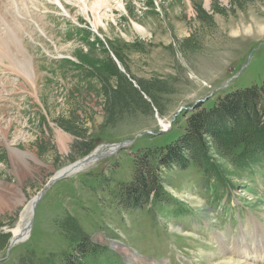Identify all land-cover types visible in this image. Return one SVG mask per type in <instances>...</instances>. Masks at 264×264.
Listing matches in <instances>:
<instances>
[{
    "label": "rangeland",
    "instance_id": "374dc122",
    "mask_svg": "<svg viewBox=\"0 0 264 264\" xmlns=\"http://www.w3.org/2000/svg\"><path fill=\"white\" fill-rule=\"evenodd\" d=\"M83 1L61 0L62 10L54 0H0V264L242 262L239 247L253 249L255 225L264 231V150L235 164L208 138L204 168L161 171L160 201L127 208L122 189L137 150L182 138L195 106L264 82V0H101L98 25L88 6L97 0ZM107 59L162 91L109 113L102 87L117 79ZM127 141L52 184L28 239L11 245L29 202L59 171ZM12 147L31 157L12 160ZM69 216L99 252L83 257L68 240L60 223Z\"/></svg>",
    "mask_w": 264,
    "mask_h": 264
},
{
    "label": "trees",
    "instance_id": "16d2710c",
    "mask_svg": "<svg viewBox=\"0 0 264 264\" xmlns=\"http://www.w3.org/2000/svg\"><path fill=\"white\" fill-rule=\"evenodd\" d=\"M115 57L120 60L117 52ZM106 72L110 77L117 79L115 87L112 84L102 87L106 98L105 108L111 114L119 107H126L128 98L137 104L141 102L146 105L143 96L153 98V87L162 91L160 86H155V82L126 78L111 59L106 61ZM223 96L212 103L208 100L193 108L182 138L179 136L165 146L143 147L137 150L132 180L129 184L124 183L122 189L127 197L125 207L137 208L142 205L143 200L146 202L150 197L160 201L163 192L159 176L163 169H170L174 165L185 169L189 161L204 168V156L209 149L205 139H214L219 145L224 142L225 155L230 154L235 164L256 148L264 150V82L260 86L225 92ZM207 104L210 106L207 107ZM239 149L240 153L235 155ZM60 224L72 235L68 240L72 244H79L83 257L100 251L99 246L82 232L74 218L69 216Z\"/></svg>",
    "mask_w": 264,
    "mask_h": 264
},
{
    "label": "bare ground",
    "instance_id": "6f19581e",
    "mask_svg": "<svg viewBox=\"0 0 264 264\" xmlns=\"http://www.w3.org/2000/svg\"><path fill=\"white\" fill-rule=\"evenodd\" d=\"M54 1L56 2L57 6L61 7V9L64 10L63 5L61 3V0H54ZM73 1H75V0H73ZM81 2L84 3L83 0H81ZM102 3L103 2L101 0H97V1H94V2H91L90 4H88L90 9H92V12H93L94 17H95V23H97V25L98 24H102V23H100L101 22V17H100L99 14H97V10L101 7ZM86 7L87 6H84L85 9H86ZM118 7L123 9L121 4H119ZM5 29H7V28L5 27ZM6 34L8 36V39L11 38V40L13 41L15 46H19L20 40H18V38H15V36H14V34L12 32V29L10 27H9V29L6 30ZM11 62H12V64H11ZM9 63H10V65L15 64L12 60H9ZM23 71H21L23 73L22 76L29 78L30 74L28 72V68H25ZM162 125L165 127V124L163 122H162ZM0 135L2 136V138L5 141H7L6 140V133H4L2 131V133H0ZM105 149L99 148L98 150H96L95 153H93L92 155L86 157L85 159H87V158L88 159L85 160L84 163L77 162V163L71 165V167L59 171L54 178H57V177L61 176L62 174L63 175H65V174L66 175H70L71 173H74V172H77V171H81V170H83L82 168H84L86 164L95 163L99 158L104 156V154H106L108 151L110 153L114 152L113 150H111V147L105 148ZM9 154H10V158L12 160H14V159L18 160L19 158H20L19 160H22V159L24 160L25 159V157H24L25 155L31 157L30 153H24L23 154L22 152H19V150H17L16 148H13V147L9 148ZM35 200H36V197L33 198L29 202V205L27 206L28 212L26 211L25 216L23 215L22 218H24V220H22V223L20 224V226H17L16 229L12 230V238L11 239L13 241H16L18 239L19 242H23V241H26L28 239V236H29V233H30V227L28 225L29 224L28 221L30 222V219H31L30 217L32 216V213H33L32 208H33V204H34ZM255 232H256V236H258V238L255 239V241H256L255 243L256 244L253 247V249L249 248L246 245V242H245L243 244L242 248L239 247V249H238L239 252H236V250H235L236 256L238 258H240L242 262L231 259L230 261H226L228 264H264V231L261 230L258 226L255 225ZM131 258H133V255H131Z\"/></svg>",
    "mask_w": 264,
    "mask_h": 264
},
{
    "label": "water",
    "instance_id": "95a60500",
    "mask_svg": "<svg viewBox=\"0 0 264 264\" xmlns=\"http://www.w3.org/2000/svg\"><path fill=\"white\" fill-rule=\"evenodd\" d=\"M130 143H131V141H127V142H124V143L113 144V145H110V146H108V147H111V150H113V151H114L113 153H115V152H117L118 150L127 147V145H130ZM113 153H110V152L108 151L106 154H104V156H102V157L99 158V159H104L105 157H109V156L113 155ZM87 157H88V156H87ZM85 158H86V157H85ZM87 159H88V158H87ZM87 159H83V160L80 161V162L84 163L85 160H87ZM99 159H98V160H99ZM66 176H67L66 174H65V175L62 174L61 176H59V177H57V178H53V179H51L50 182H49V183L43 188V190H42L39 194L36 195V200L34 201L33 208H32V210H33V215H32V218L30 219L29 224H28L30 228L32 227L33 217H34V213H35V210H34V209H35V206H36L37 202L43 198V195H44L45 191H46L49 187H51L52 184L57 183V180L63 179V178L66 177ZM18 242H19L18 239H17L16 241H11V245L14 246V245H15L16 243H18Z\"/></svg>",
    "mask_w": 264,
    "mask_h": 264
}]
</instances>
